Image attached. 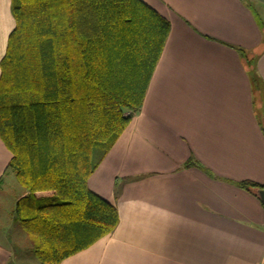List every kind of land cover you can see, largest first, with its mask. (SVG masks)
<instances>
[{
    "label": "crops",
    "instance_id": "obj_1",
    "mask_svg": "<svg viewBox=\"0 0 264 264\" xmlns=\"http://www.w3.org/2000/svg\"><path fill=\"white\" fill-rule=\"evenodd\" d=\"M143 1L170 32L141 110L88 179L119 223L60 264H264V204L235 184L264 185V0ZM14 26L0 0V60ZM11 157L0 138V200L16 207ZM1 230L0 264H14L25 246Z\"/></svg>",
    "mask_w": 264,
    "mask_h": 264
},
{
    "label": "trees",
    "instance_id": "obj_2",
    "mask_svg": "<svg viewBox=\"0 0 264 264\" xmlns=\"http://www.w3.org/2000/svg\"><path fill=\"white\" fill-rule=\"evenodd\" d=\"M11 10L0 138L26 191L14 218L34 256L60 264L119 223L117 208L88 179L141 110L170 22L143 0H11ZM235 184L254 195L264 188Z\"/></svg>",
    "mask_w": 264,
    "mask_h": 264
},
{
    "label": "rangeland",
    "instance_id": "obj_3",
    "mask_svg": "<svg viewBox=\"0 0 264 264\" xmlns=\"http://www.w3.org/2000/svg\"><path fill=\"white\" fill-rule=\"evenodd\" d=\"M263 100H258L256 102V106H259L260 107V102H262ZM264 103V102H263ZM12 176L11 178H14L13 180H16L17 182V179L14 175V173H12ZM19 184V183H18ZM21 186V185H19ZM22 188V186H21ZM4 198L0 200V220L2 221V228H0V230L3 232V231H6L9 233V235L11 234L13 236V239L15 240L16 243H20V245L23 243L25 248L23 249V252H17L18 255H16V252H15V255L16 257L18 256V258H16V261L14 264H42L35 256L33 257V255L31 256L30 252L28 251V247L30 245V241H29V238L26 234V232L22 229L21 226H16L15 227V232H19V235L21 234H24V237H23V242L22 240L18 239L19 236H14V229L12 228V219H13V216H12V211L15 207L14 205V201H12V199H9L4 201ZM12 230V231H11ZM13 232V233H12ZM4 241V240H3ZM6 246H10L12 247L13 245L17 248V244H15L12 241H4L3 242ZM13 246V247H14Z\"/></svg>",
    "mask_w": 264,
    "mask_h": 264
},
{
    "label": "water",
    "instance_id": "obj_4",
    "mask_svg": "<svg viewBox=\"0 0 264 264\" xmlns=\"http://www.w3.org/2000/svg\"><path fill=\"white\" fill-rule=\"evenodd\" d=\"M256 194L259 197V199L262 201V203L264 204V188L257 189Z\"/></svg>",
    "mask_w": 264,
    "mask_h": 264
}]
</instances>
